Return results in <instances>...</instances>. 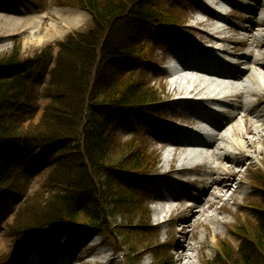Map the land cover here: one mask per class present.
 <instances>
[{
  "label": "trees",
  "instance_id": "trees-1",
  "mask_svg": "<svg viewBox=\"0 0 264 264\" xmlns=\"http://www.w3.org/2000/svg\"><path fill=\"white\" fill-rule=\"evenodd\" d=\"M68 1L90 16L86 32L47 45L33 59H20L17 46L0 60V220L15 216L9 229L18 247L31 240L39 251L53 247L65 231L97 234L114 245L121 239L130 248L128 264L145 252H155L157 263L166 264L158 256L163 246L150 244L157 231L138 193L153 175L157 157L134 139L122 142L117 120L133 111L154 115L151 108L159 96L136 75L137 64L152 61L145 38L183 22L161 0ZM55 48L54 67L41 93L49 103L34 124L40 95L35 79L49 68ZM34 149L43 158L22 170ZM49 165L53 168L41 194L28 197L30 181ZM254 186L259 200L250 204L253 220L233 231L238 247L220 243L208 264H264V181Z\"/></svg>",
  "mask_w": 264,
  "mask_h": 264
},
{
  "label": "rangeland",
  "instance_id": "rangeland-1",
  "mask_svg": "<svg viewBox=\"0 0 264 264\" xmlns=\"http://www.w3.org/2000/svg\"><path fill=\"white\" fill-rule=\"evenodd\" d=\"M217 5L213 6V4ZM68 0H21L14 2L10 0H0V60L4 57H8L13 53L18 46L20 49L19 57L22 60L33 59L36 55L47 46H55L57 43L63 41L69 34L72 33H83L91 27V19L88 14L82 10L75 8L71 5ZM166 10L172 11L174 15L181 19L185 23L183 32L172 31L162 36L159 33H148L145 40L147 47L149 48L150 58L152 63H140L136 67V75L138 78L147 81L150 87L158 94L159 99H162V104L157 107H152L154 113L158 114L163 121L153 120L148 116L143 115L141 111H133L130 114H122L117 120V135L122 142H128L132 139L139 142L149 154L157 156V165L155 167L154 176L148 177L147 183L144 189H139L138 193L143 195L142 199L145 205L148 206L149 212V224L154 227L157 231L155 239L151 240L150 244H157L163 246L162 250L158 251L164 257L166 264L176 262L178 254L176 248H171L173 243V232L174 228H179L184 223V218L179 217L176 222L172 225L164 224L163 219L157 220L154 216V210L156 208L164 207V203L158 200L157 195L167 196L168 191L172 190L173 194L176 195L175 190L182 189L189 198L198 200L200 196L196 193L189 195L190 186H186V180L182 178V175H171L169 178L164 177L165 171L167 170L168 164L164 165V161L168 154H171L173 145L169 140L180 137L175 135L174 130L170 129V125H178V120L187 121L182 114H186L190 117L194 115L193 109H199L193 107L192 103L173 105L172 102H176L178 99L170 100L167 99L166 91L167 87L170 86L174 78L171 77V73L165 70V63L169 58L174 59V53H178L180 44L189 43L193 45L188 51L196 54H200V49L205 48L209 54L213 57L220 59L221 61L235 62L234 56L238 52L232 49H237L238 43L246 41L248 44L239 48V52L250 53L251 56L261 58L264 66V47H258L264 45V0H161L160 3ZM207 5L222 9L223 11L230 10L231 13H226L223 16V20L220 21L218 27L223 29L221 37L219 35H213L210 32L208 26L198 24L206 18ZM76 12L81 15V22L76 28L64 30V33L59 37H46L49 33L51 25L64 26L61 17H66L67 13ZM24 20L23 23L21 21ZM27 21V22H26ZM30 23V26L24 27ZM39 25V28L35 26ZM66 25V24H65ZM180 28H183L180 26ZM178 26L175 28L180 29ZM174 29V30H175ZM204 31V32H203ZM33 32L32 34H30ZM210 33V34H209ZM34 41L33 43H26L27 40ZM39 39L42 42H38ZM29 40V41H30ZM236 42V43H234ZM249 43H252L249 46ZM209 44V45H208ZM257 46V47H256ZM58 49L53 51V59L49 64V68L45 72H41L36 77L35 81L39 92V110L32 119V123L36 124L41 117L43 109L48 105L49 100L45 99L41 93L49 81V70L54 67V60ZM176 71L180 76L184 75L181 71V66L177 60H173ZM244 66L240 68L243 70ZM262 71V70H261ZM259 72V74H262ZM185 76V75H184ZM201 83L199 88H207V91H219L215 83H217L216 77L209 75L199 74ZM180 84L175 83L178 87H190L191 85L185 80L177 81ZM248 89H257L252 85L247 86ZM262 93V91H259ZM195 99V98H192ZM172 101V102H171ZM241 100H238L234 106L240 108ZM251 103H256L257 99L250 98ZM258 105H262L264 108V99L257 102ZM208 117L215 120L220 125H223V121L217 114L210 109L203 106ZM244 110V107H243ZM228 117H232L234 112L227 113ZM226 117V116H224ZM219 122H218V120ZM229 120V119H228ZM178 121V122H177ZM221 122V123H220ZM181 123V122H180ZM27 124H25L26 126ZM183 125V124H182ZM236 127L238 130H244V121L238 116L236 119ZM188 128V126H186ZM260 134L258 137H262L261 140L257 141V149L264 152V132L259 130ZM229 136H232V132H229ZM168 138V140L166 139ZM166 139V140H165ZM206 144V143H205ZM203 145V144H202ZM205 146H208L207 144ZM202 148V147H199ZM203 149H192L191 151H198ZM206 150V149H205ZM205 152V151H204ZM207 152H211L207 150ZM34 156L25 160L22 164V170H27L29 164L39 163L43 158V153L38 149L33 150ZM175 162V159H174ZM53 165H49L43 169L39 174L33 177L30 181V185L27 188V196L32 197L36 193L40 192L41 187L50 173ZM240 177L244 182L245 197L236 196V204L228 202L224 208H220L222 205H218V218H222L226 225L216 226L218 237L213 239L204 236L202 229L194 228L191 225L190 229H186L178 237V244H185L186 241L191 244L197 243L199 240H203V243L195 244L193 252V261L191 264H208L212 262L218 254V245L225 243L230 245L232 248H237L239 241L233 236V231L237 228L241 222L251 218L250 204L258 202L259 198L256 196L257 189L253 186V182L256 180L264 181V154L254 157V164L246 168H240ZM251 180L253 182H251ZM169 181L171 183H169ZM170 186H169V184ZM173 184V185H172ZM127 187L133 188L132 185L126 184ZM41 194V192H40ZM47 196V195H45ZM181 196V197H182ZM26 199H24L25 201ZM28 201V200H27ZM23 201L18 203L17 209L22 206ZM15 217V216H14ZM13 215L7 219L0 220V264H25L26 260L30 256L40 255L38 264H49L55 261L54 264H95L97 260L102 259L105 264H128L126 262L127 252L130 248L122 246V240L117 238V243L114 245L111 240L105 236L90 235H72L68 231L58 235L56 243L53 247H45L39 251L35 241H29L25 247H18L17 238L11 234L9 226L12 225L14 220ZM168 218L166 215L164 217ZM115 223H120L119 218H115ZM181 232V231H180ZM184 236V237H183ZM189 240H186V237ZM99 243V246H98ZM202 244L204 258L201 260L200 251ZM209 245V246H208ZM93 246H95L93 248ZM143 248L148 245H141ZM136 248H133L135 250ZM146 249V248H145ZM38 250V251H37ZM42 252V253H41ZM141 252V250H140ZM163 252V253H162ZM143 253V252H142ZM154 253H144L141 259L135 261L134 264H159L154 258ZM38 259V255L35 256Z\"/></svg>",
  "mask_w": 264,
  "mask_h": 264
},
{
  "label": "bare ground",
  "instance_id": "bare-ground-1",
  "mask_svg": "<svg viewBox=\"0 0 264 264\" xmlns=\"http://www.w3.org/2000/svg\"><path fill=\"white\" fill-rule=\"evenodd\" d=\"M206 15L207 19L199 21L198 24L208 26L218 32L216 27L214 28V21H218L219 17L208 11ZM60 19L63 21L64 26L51 25L46 37H59L64 33V30L68 31L76 28L81 22V15L76 12H69L66 17ZM23 22L24 20L21 21V23ZM28 26H30V23L24 29ZM35 26L39 28L38 24H35ZM222 32L221 29L219 34L222 35ZM29 40L26 43L34 42ZM38 42L42 41L39 39ZM246 44L248 43L244 40L238 43L237 49H232L238 52L234 56L236 61L233 63L224 60L220 62L205 50L193 57L190 56L191 52L187 51L188 47H182L180 66L185 76H180L178 73L180 71L174 70L171 72V77L174 78L173 81L175 82H171L170 86L167 87V100H172L175 96H183L182 99L177 98L179 101L172 102V104L192 103L194 108L198 105L200 107V110L193 109L194 115L192 117L188 116L187 113L181 115L187 120L186 123L191 125V129L196 127L195 132L198 133L194 134L192 131L187 130V132L178 135L180 140H177V138L169 140L173 145V149L171 154L164 158L166 160L162 165L168 164V170L165 172L164 177L169 178L173 174L182 175V178L186 180V186H190L189 190L200 196L198 200L189 198L187 194L182 196V193H179V196L176 197L173 194V188L168 191L167 196L157 195V199L165 204L164 207L154 210V216L157 220L162 218L163 223L169 225L176 222L175 220L179 217H183L185 220L181 226L178 225L180 230L179 228L172 230L173 243L170 247L177 249L178 256L175 263L170 261L171 264H191L195 244L203 243L206 245L204 239L194 244L188 241L184 245L178 244L180 234L189 229L191 225H194L195 229H202L207 239L208 237L216 239L219 236L216 226L226 225V223L222 218H218V205L221 204L222 209L228 202L236 204V196L245 197L246 192L242 189L244 182L240 177V168L244 165L246 168L251 167L254 164V157L264 154L256 147L257 141L262 138L258 137L259 130L264 132V108L262 105L257 104L259 100L264 99V66L261 58L251 56L250 53L246 52L239 53V48ZM251 44L249 43V46ZM261 46L264 47L262 44L258 47ZM201 61L205 62L201 63ZM242 66H244V69L240 70ZM202 69L211 72L210 76L216 77L217 83L215 85L219 91L211 92L207 91L208 89L205 87L199 88L202 79L198 75H208ZM261 70L263 73L259 74V72H262ZM178 79L185 80L191 86L188 88L183 86L182 88L174 85L175 83L180 84L177 82ZM248 85H252L257 89H248ZM259 91H262V93H259ZM184 96L195 99L186 100ZM250 98L257 99V102L251 103ZM238 100H241L240 108L234 106ZM200 105L213 108L217 112V116L223 121V125L221 124V126L216 121L207 119L208 116ZM230 112H234L236 116L228 117L226 114ZM238 116L244 121L243 131L238 130L236 127ZM200 125L206 128L203 129ZM171 129L176 130L174 127ZM229 132H232L231 137ZM192 143L198 144L193 146ZM203 143L208 146L201 145ZM195 147L198 149L204 147L205 152L203 150L191 151ZM207 150L211 152H207ZM169 183L171 182L169 181ZM166 215L168 218L164 219ZM186 240H189L188 237H186ZM203 244L199 249V258L201 259L204 258L203 247L205 246ZM30 264H38V260L34 258ZM95 264L105 263L102 259H99Z\"/></svg>",
  "mask_w": 264,
  "mask_h": 264
}]
</instances>
